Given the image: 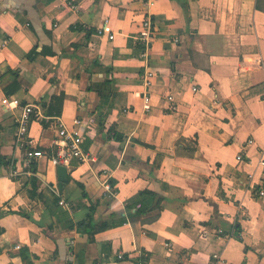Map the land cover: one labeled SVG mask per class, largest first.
<instances>
[{
	"label": "crops",
	"instance_id": "obj_1",
	"mask_svg": "<svg viewBox=\"0 0 264 264\" xmlns=\"http://www.w3.org/2000/svg\"><path fill=\"white\" fill-rule=\"evenodd\" d=\"M257 1L0 0V264H144V252L146 264H211L216 255L219 264H264ZM147 16L155 37L142 57ZM52 94H63L60 115L46 112ZM15 98L22 105L12 107ZM23 104L50 119L32 120L46 155L15 178L9 164L25 168ZM57 120L89 154L62 164V188L50 159L63 144ZM143 189L164 196L160 211L135 214ZM91 204L94 226H105L94 241L81 230Z\"/></svg>",
	"mask_w": 264,
	"mask_h": 264
},
{
	"label": "built area",
	"instance_id": "obj_2",
	"mask_svg": "<svg viewBox=\"0 0 264 264\" xmlns=\"http://www.w3.org/2000/svg\"><path fill=\"white\" fill-rule=\"evenodd\" d=\"M101 32V30L99 31ZM112 37V35H111ZM154 29H153V23L150 16H147L143 21V28L141 32L139 33L137 40L141 46V56L147 57V51L151 48L153 40H154ZM154 75V72L148 71L145 72L144 79L147 83L150 82V78ZM170 100L173 101V97L169 96ZM148 102V99H146ZM173 104V103H172ZM10 105L13 106H19L22 105L21 101L17 98L13 99L10 102ZM176 106L173 104L172 108H175ZM23 116L20 118L18 124H17V143L23 142L26 146V154H25V168L24 169H18L16 168L13 163L9 164V171L11 177H18L21 173H28L29 169L28 166L32 163L34 158L45 156L46 152L41 149H37L34 147V140L29 134L30 130V124L33 120L32 114L34 115V119H40V120H48L50 119L49 116L45 115L44 112L41 110V108L37 107L34 104H23ZM76 124L81 122V119L75 120ZM57 128H58V134L63 142L61 144V148L55 151L53 155L50 156V159L56 163V164H63L67 162L69 159L75 157L78 158L80 161L86 160L89 158V154L82 148V135L67 129L61 121L57 120L56 122ZM238 160H243L242 155L237 156ZM262 164H264V161H262ZM54 191L56 195L59 197L61 196L59 190L57 188H54ZM261 195H264V191L260 192ZM62 203V202H61ZM16 247L19 248V245ZM118 257L122 259L124 255L122 253L118 254ZM221 260L220 256H215L214 260L211 264H219Z\"/></svg>",
	"mask_w": 264,
	"mask_h": 264
},
{
	"label": "trees",
	"instance_id": "obj_3",
	"mask_svg": "<svg viewBox=\"0 0 264 264\" xmlns=\"http://www.w3.org/2000/svg\"><path fill=\"white\" fill-rule=\"evenodd\" d=\"M257 7L259 9H262L264 10V3L262 0H258L257 1ZM91 32H98V30L96 29H91L90 30ZM141 47V46H140ZM51 50V49H50ZM50 50H48L50 52ZM47 52V51H45ZM37 51L32 50L31 51V56L33 55H37ZM13 74L15 75V77L18 76V73H19V70H13ZM14 89L11 87L10 90H9V93L13 92ZM62 100H63V94L61 95H54L52 94L50 96V99L44 103V106L46 108V112L49 116H53V115H60L62 113ZM32 118L34 119V115L32 114ZM43 125L44 126H48L49 125V121H46V120H43L42 121ZM118 136V135H117ZM116 136V137H117ZM118 138H120L118 136ZM26 147V146H25ZM25 154H26V150H25ZM4 162H6L7 164H9L10 160H3ZM33 164H30L28 166V168L31 169L32 171V166ZM29 169V170H30ZM36 180L37 178L35 176H33L31 178V185L33 187V189H37V185H36ZM110 183L111 185L113 186L114 185V180H110ZM164 199V196H161V195H158V193L150 190V189H143L139 192V199L136 203L137 206V210L135 212L136 215H140V214H146V213H149V212H152L153 210H158L160 211L162 209V205H161V202L162 200ZM128 210L132 207L131 204H128ZM95 210V207L93 206V204L90 205V209H89V214H88V222L85 224V223H82V232H86L88 234V240L89 241H94L95 240V234L98 232V231H101L102 229L105 228V226H103L102 228L99 227L97 228L96 226H94V222H93V218H92V215H93V212ZM130 211V210H129ZM158 214L154 215V216H151L149 218L150 221H153L155 219L158 218ZM127 221V217L123 216L122 219H121V222L120 224H124L125 222ZM4 232V228L2 226H0V235ZM127 257V256H124V258ZM149 259H150V253H143L140 257H138V259H136L137 262H140V263H148L149 262Z\"/></svg>",
	"mask_w": 264,
	"mask_h": 264
},
{
	"label": "water",
	"instance_id": "obj_4",
	"mask_svg": "<svg viewBox=\"0 0 264 264\" xmlns=\"http://www.w3.org/2000/svg\"><path fill=\"white\" fill-rule=\"evenodd\" d=\"M58 173H59V182L60 187L62 188L63 184L68 181L69 171L65 165L60 164L58 166Z\"/></svg>",
	"mask_w": 264,
	"mask_h": 264
}]
</instances>
